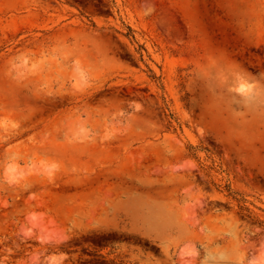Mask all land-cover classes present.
Segmentation results:
<instances>
[{
  "label": "rangeland",
  "instance_id": "obj_1",
  "mask_svg": "<svg viewBox=\"0 0 264 264\" xmlns=\"http://www.w3.org/2000/svg\"><path fill=\"white\" fill-rule=\"evenodd\" d=\"M0 264H264V0H0Z\"/></svg>",
  "mask_w": 264,
  "mask_h": 264
},
{
  "label": "bare ground",
  "instance_id": "obj_2",
  "mask_svg": "<svg viewBox=\"0 0 264 264\" xmlns=\"http://www.w3.org/2000/svg\"><path fill=\"white\" fill-rule=\"evenodd\" d=\"M147 228H148V229H154V228H153V227H151V226H147Z\"/></svg>",
  "mask_w": 264,
  "mask_h": 264
}]
</instances>
